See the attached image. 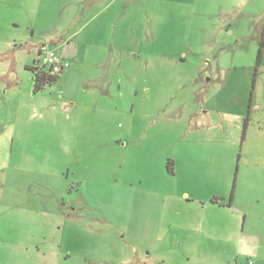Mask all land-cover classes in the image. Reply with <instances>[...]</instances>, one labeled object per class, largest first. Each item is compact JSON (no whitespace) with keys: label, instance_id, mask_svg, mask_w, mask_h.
<instances>
[{"label":"rangeland","instance_id":"obj_1","mask_svg":"<svg viewBox=\"0 0 264 264\" xmlns=\"http://www.w3.org/2000/svg\"><path fill=\"white\" fill-rule=\"evenodd\" d=\"M0 264H264V0H0Z\"/></svg>","mask_w":264,"mask_h":264},{"label":"built area","instance_id":"obj_2","mask_svg":"<svg viewBox=\"0 0 264 264\" xmlns=\"http://www.w3.org/2000/svg\"><path fill=\"white\" fill-rule=\"evenodd\" d=\"M39 63L33 67L36 73H45L51 77H59L70 64L65 62L62 53L49 43L42 44L38 50Z\"/></svg>","mask_w":264,"mask_h":264},{"label":"trees","instance_id":"obj_3","mask_svg":"<svg viewBox=\"0 0 264 264\" xmlns=\"http://www.w3.org/2000/svg\"><path fill=\"white\" fill-rule=\"evenodd\" d=\"M260 58H261V55L259 53V56H258V62L260 61ZM30 71H32L34 73V87H35V91H40L42 90L46 85H52L53 83L57 82L58 78L59 77H51V76H48L46 75L45 73H36L35 69L33 67H29L28 68ZM257 77H258V69L254 75V81H253V89H252V93H251V97L253 98V94H254V90H255V84H256V81H257ZM253 100V99H251ZM252 104V102H251ZM249 115L245 118L244 120V133H243V140H244V137H245V133H246V130H247V127H248V124H249ZM234 192V190H233ZM233 194V193H232ZM232 198H233V195H232ZM231 202H232V199H231Z\"/></svg>","mask_w":264,"mask_h":264},{"label":"crops","instance_id":"obj_4","mask_svg":"<svg viewBox=\"0 0 264 264\" xmlns=\"http://www.w3.org/2000/svg\"><path fill=\"white\" fill-rule=\"evenodd\" d=\"M39 50V49H38ZM62 56H63V59H64V55L62 54ZM79 57H80V54L79 55H77V53H75V57H74V59H77L78 60V62H79ZM72 58H73V56H72ZM29 68V67H28ZM224 86L226 85V83H224L223 84Z\"/></svg>","mask_w":264,"mask_h":264}]
</instances>
